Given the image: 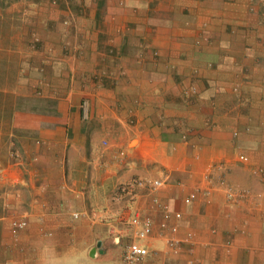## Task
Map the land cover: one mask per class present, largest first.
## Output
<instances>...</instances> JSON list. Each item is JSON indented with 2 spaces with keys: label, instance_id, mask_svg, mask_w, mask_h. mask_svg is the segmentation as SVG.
<instances>
[{
  "label": "crops",
  "instance_id": "obj_1",
  "mask_svg": "<svg viewBox=\"0 0 264 264\" xmlns=\"http://www.w3.org/2000/svg\"><path fill=\"white\" fill-rule=\"evenodd\" d=\"M37 10L0 129V264H122L138 214L153 220L148 264H264V0ZM134 179L166 183L114 201ZM164 204L189 238L177 254Z\"/></svg>",
  "mask_w": 264,
  "mask_h": 264
},
{
  "label": "rangeland",
  "instance_id": "obj_2",
  "mask_svg": "<svg viewBox=\"0 0 264 264\" xmlns=\"http://www.w3.org/2000/svg\"><path fill=\"white\" fill-rule=\"evenodd\" d=\"M46 1L52 0H0V129H6L5 120L11 113L14 98L25 92L19 88L24 76L22 70L26 67L22 60L25 51L21 38L23 32L29 35V12H37ZM12 4L21 6L14 8ZM36 44L32 41L30 48L35 49ZM125 244L121 245L120 255Z\"/></svg>",
  "mask_w": 264,
  "mask_h": 264
},
{
  "label": "built area",
  "instance_id": "obj_3",
  "mask_svg": "<svg viewBox=\"0 0 264 264\" xmlns=\"http://www.w3.org/2000/svg\"><path fill=\"white\" fill-rule=\"evenodd\" d=\"M82 114L87 117V101L83 100L81 104ZM242 160H246L244 156L241 157ZM164 179H134L131 182L122 184L118 187L113 200L121 201L127 200L131 202L136 196V189L139 187H147L149 191L154 192L165 185ZM190 198L185 199V203H188ZM153 206H157L158 200L154 198L152 200ZM162 211V226H165L170 220L173 219L174 223L170 226L171 237L168 238L166 244L168 248L177 254L180 246L183 243H187L189 238L180 239L178 238L177 231V221L181 219V214L178 212H172L168 205H161ZM82 216L80 213H73V218H78ZM83 216H86L84 213ZM27 223L24 219H13L11 222V229L13 233L24 229ZM153 220L150 216L141 217L139 214L135 215L130 221V233L131 240L127 242L121 250V262L122 264H148L149 259L155 255V251H151L148 247L142 244L141 241L145 240L152 231Z\"/></svg>",
  "mask_w": 264,
  "mask_h": 264
},
{
  "label": "trees",
  "instance_id": "obj_4",
  "mask_svg": "<svg viewBox=\"0 0 264 264\" xmlns=\"http://www.w3.org/2000/svg\"><path fill=\"white\" fill-rule=\"evenodd\" d=\"M99 4H100V6L105 2V0H96Z\"/></svg>",
  "mask_w": 264,
  "mask_h": 264
}]
</instances>
